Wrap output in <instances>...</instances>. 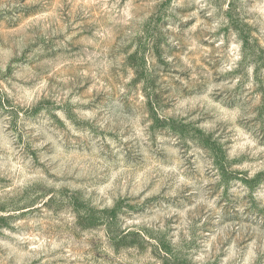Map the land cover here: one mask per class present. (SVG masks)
I'll return each mask as SVG.
<instances>
[{
	"label": "rangeland",
	"instance_id": "1",
	"mask_svg": "<svg viewBox=\"0 0 264 264\" xmlns=\"http://www.w3.org/2000/svg\"><path fill=\"white\" fill-rule=\"evenodd\" d=\"M0 264H264V0H0Z\"/></svg>",
	"mask_w": 264,
	"mask_h": 264
}]
</instances>
